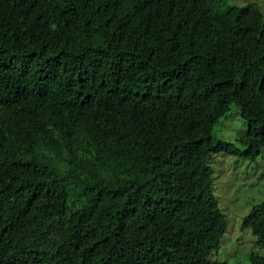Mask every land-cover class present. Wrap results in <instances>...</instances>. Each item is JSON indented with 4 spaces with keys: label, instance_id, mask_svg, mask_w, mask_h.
<instances>
[{
    "label": "trees",
    "instance_id": "16d2710c",
    "mask_svg": "<svg viewBox=\"0 0 264 264\" xmlns=\"http://www.w3.org/2000/svg\"><path fill=\"white\" fill-rule=\"evenodd\" d=\"M223 1L0 0V264H227L208 161L264 148V10Z\"/></svg>",
    "mask_w": 264,
    "mask_h": 264
},
{
    "label": "rangeland",
    "instance_id": "374dc122",
    "mask_svg": "<svg viewBox=\"0 0 264 264\" xmlns=\"http://www.w3.org/2000/svg\"><path fill=\"white\" fill-rule=\"evenodd\" d=\"M257 3L264 10V0H224L220 8L228 5L243 6ZM247 130L246 120L239 106L232 102L224 116L214 123L212 136L230 141L238 149H244L237 138ZM214 176V194L227 219L219 246L209 255L210 259L227 264H252L250 254L264 257V245L256 244V236L248 227H242L243 216L250 207L264 197V148L253 159L243 153H214L209 161Z\"/></svg>",
    "mask_w": 264,
    "mask_h": 264
}]
</instances>
